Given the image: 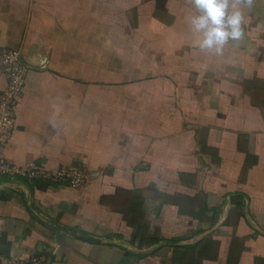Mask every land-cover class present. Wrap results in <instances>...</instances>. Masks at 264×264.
Returning a JSON list of instances; mask_svg holds the SVG:
<instances>
[{
    "label": "crops",
    "instance_id": "0c3cea01",
    "mask_svg": "<svg viewBox=\"0 0 264 264\" xmlns=\"http://www.w3.org/2000/svg\"><path fill=\"white\" fill-rule=\"evenodd\" d=\"M239 10L215 54L188 0H0V50L27 65L0 154L87 176H0V253L264 264V0Z\"/></svg>",
    "mask_w": 264,
    "mask_h": 264
},
{
    "label": "built area",
    "instance_id": "2783aa9c",
    "mask_svg": "<svg viewBox=\"0 0 264 264\" xmlns=\"http://www.w3.org/2000/svg\"><path fill=\"white\" fill-rule=\"evenodd\" d=\"M26 71L27 65L22 61L17 49L0 50V74L5 79V86L0 90V147L9 135L14 107L23 88ZM15 175L54 183L63 182L75 189L83 187L87 179L85 172L75 166L65 165L48 170L32 163L13 164L0 154V176ZM0 260L9 264H45V258L38 255L20 258L0 253Z\"/></svg>",
    "mask_w": 264,
    "mask_h": 264
},
{
    "label": "clouds",
    "instance_id": "9594fccd",
    "mask_svg": "<svg viewBox=\"0 0 264 264\" xmlns=\"http://www.w3.org/2000/svg\"><path fill=\"white\" fill-rule=\"evenodd\" d=\"M188 3L198 13L190 18L191 31L199 34L197 46L221 54L225 44L243 35V14L239 7L251 9L256 0H188Z\"/></svg>",
    "mask_w": 264,
    "mask_h": 264
},
{
    "label": "rangeland",
    "instance_id": "374dc122",
    "mask_svg": "<svg viewBox=\"0 0 264 264\" xmlns=\"http://www.w3.org/2000/svg\"><path fill=\"white\" fill-rule=\"evenodd\" d=\"M4 177H5V178H8V179L10 178V180H25V179H26L27 181H33V180H34V179H32V178L30 179L29 177H24V178L22 177V178H21L20 176H17V175H15V176H10V177H9V176H3L2 178H4ZM42 181H44V180H42ZM45 182H48V181H45ZM53 183H54V182H53Z\"/></svg>",
    "mask_w": 264,
    "mask_h": 264
},
{
    "label": "water",
    "instance_id": "95a60500",
    "mask_svg": "<svg viewBox=\"0 0 264 264\" xmlns=\"http://www.w3.org/2000/svg\"><path fill=\"white\" fill-rule=\"evenodd\" d=\"M65 231H66V230H65ZM74 235H75V236H78V235H77V234H75V233H74ZM89 239H91V240H96V239H94V238H89Z\"/></svg>",
    "mask_w": 264,
    "mask_h": 264
}]
</instances>
